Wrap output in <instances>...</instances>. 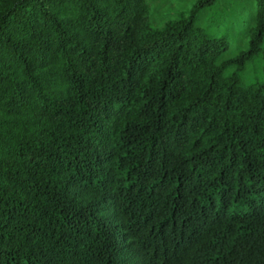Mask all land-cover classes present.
<instances>
[{
	"label": "trees",
	"instance_id": "obj_1",
	"mask_svg": "<svg viewBox=\"0 0 264 264\" xmlns=\"http://www.w3.org/2000/svg\"><path fill=\"white\" fill-rule=\"evenodd\" d=\"M151 5L0 0V264H264V0Z\"/></svg>",
	"mask_w": 264,
	"mask_h": 264
},
{
	"label": "rangeland",
	"instance_id": "obj_2",
	"mask_svg": "<svg viewBox=\"0 0 264 264\" xmlns=\"http://www.w3.org/2000/svg\"><path fill=\"white\" fill-rule=\"evenodd\" d=\"M183 1L187 2L188 0H152L153 14L156 17H162L169 12L175 16L180 11ZM234 36L238 37L237 34Z\"/></svg>",
	"mask_w": 264,
	"mask_h": 264
}]
</instances>
